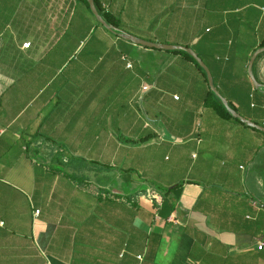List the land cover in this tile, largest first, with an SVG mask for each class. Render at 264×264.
<instances>
[{
  "label": "crops",
  "instance_id": "obj_1",
  "mask_svg": "<svg viewBox=\"0 0 264 264\" xmlns=\"http://www.w3.org/2000/svg\"><path fill=\"white\" fill-rule=\"evenodd\" d=\"M93 1L0 0V264H264V132L123 37L264 130V0Z\"/></svg>",
  "mask_w": 264,
  "mask_h": 264
},
{
  "label": "water",
  "instance_id": "obj_2",
  "mask_svg": "<svg viewBox=\"0 0 264 264\" xmlns=\"http://www.w3.org/2000/svg\"><path fill=\"white\" fill-rule=\"evenodd\" d=\"M87 5L89 7L90 12L92 13V15L94 16V18L96 19V21L106 30L110 31V32H114L115 29L108 26L105 21L103 20V18L98 14L95 5H94V1L93 0H86ZM124 39L131 41L135 44L141 45V46H145L148 48H155V49H162V50H170V51H180V52H184L187 55H189L194 62L204 71L206 78H207V82H208V86H209V90L211 91V93H213L216 98L222 103L223 107L226 109V111L235 119H238L240 122L250 126V127H254L258 130H261L264 132V130L262 128L256 127L253 124L249 123L248 121H246L245 119L241 118L239 115H237L234 111H232L231 109L228 108L226 102H224L221 97L218 95V93L215 91L213 84H212V79L211 76L207 70V68L205 67V65L203 64V62L197 57V55L190 50L189 48H185V47H181V46H165V45H155V44H150V43H146L144 41L138 40L134 37L131 36H123ZM264 52V49L261 50H257L252 57L250 58L249 64H248V75L253 83V85L255 87H258V84L255 82L254 78L252 77V73H251V68H252V64L255 60V58L260 54Z\"/></svg>",
  "mask_w": 264,
  "mask_h": 264
},
{
  "label": "trees",
  "instance_id": "obj_3",
  "mask_svg": "<svg viewBox=\"0 0 264 264\" xmlns=\"http://www.w3.org/2000/svg\"><path fill=\"white\" fill-rule=\"evenodd\" d=\"M82 1L86 4V6H88L86 0H82ZM94 5H95V2H94ZM95 8H96L97 12H99V8H98L97 5H95ZM105 20H106L107 22L110 23L109 19L105 18ZM177 53H179V54L185 56L188 60H190L191 62H193L197 68H199V66L194 62V60H193L189 55H187V54L184 53V52H180V51H178ZM199 69H200V68H199ZM200 70H201V69H200ZM209 95L212 96V97L214 98L213 94L209 93ZM214 99H215V102L213 103L212 107L214 108L215 112H216L218 115L222 116L223 118H230V115L227 113V111H226L225 108L222 106V104L220 103V101L217 100L216 98H214ZM145 140H146V138H144V139H139V140H137V141H133V143H142V142H144Z\"/></svg>",
  "mask_w": 264,
  "mask_h": 264
},
{
  "label": "built area",
  "instance_id": "obj_4",
  "mask_svg": "<svg viewBox=\"0 0 264 264\" xmlns=\"http://www.w3.org/2000/svg\"><path fill=\"white\" fill-rule=\"evenodd\" d=\"M28 47H29V43H26V44H23V45H22V48H24V49H25V48H28ZM126 67H127V68H130L131 65L127 63V64H126ZM174 99L176 100L177 98L174 97ZM35 214H38V211H36ZM262 246H263L262 244H259V245H258V249L260 250V249L262 248ZM137 259H138V260H141V256H138Z\"/></svg>",
  "mask_w": 264,
  "mask_h": 264
}]
</instances>
